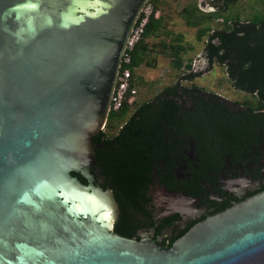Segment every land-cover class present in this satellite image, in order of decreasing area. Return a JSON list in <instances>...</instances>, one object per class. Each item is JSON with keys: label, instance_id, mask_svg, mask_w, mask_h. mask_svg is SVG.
Masks as SVG:
<instances>
[{"label": "water", "instance_id": "95a60500", "mask_svg": "<svg viewBox=\"0 0 264 264\" xmlns=\"http://www.w3.org/2000/svg\"><path fill=\"white\" fill-rule=\"evenodd\" d=\"M147 1L0 0V264H264V112L177 85L222 49L264 103V23L97 136Z\"/></svg>", "mask_w": 264, "mask_h": 264}, {"label": "trees", "instance_id": "16d2710c", "mask_svg": "<svg viewBox=\"0 0 264 264\" xmlns=\"http://www.w3.org/2000/svg\"><path fill=\"white\" fill-rule=\"evenodd\" d=\"M209 1L211 7L213 8L212 12H201L197 9V7L191 8H183L180 11V17L184 21L185 25L189 28H195V40L203 41V48L205 46V39L209 32L212 31H220L232 36L241 37L242 33H235L231 30V28L227 25L228 22L236 23V24H262L264 23V3L261 0L263 8L261 11H256L254 14L245 16L241 18L239 14L229 13L228 7L233 5L236 1L234 0L231 4H225L218 0H207ZM149 2L153 6V10H157V0H149ZM212 23L215 26L212 27ZM148 39H157L156 42H151L150 44L147 42ZM202 48V49H203ZM188 50L183 44V38L181 34H175L171 31L167 30L163 17L161 15H157V17L151 16L148 22L145 25L144 32L141 36V39L136 44L132 52L130 53V67H131V83L135 87L143 84L140 77L135 76V69L144 64L148 68H153V58L149 57V54H159L169 60V65L179 71V75L177 78L183 75L189 74L191 70V62L184 61L182 55ZM223 52L222 49L218 50L211 59L210 68L216 62V58ZM227 60H224L218 67H221L226 76V66ZM210 70V69H209ZM202 74V73H201ZM194 76L191 80L192 81ZM227 81L232 86L234 80L230 81L226 76ZM182 81V80H180ZM177 82L179 88L184 90L195 89L200 92L210 94L221 98L225 101L226 99L220 97L219 95L205 90L202 87L196 86L194 84H190L189 86H184ZM172 84L164 86L157 92H155L152 96L143 101H135L132 106L123 105L117 112H109L106 122L103 128L98 132L97 136L102 142H109L119 131L124 122L129 118V116L140 106L154 98L156 95L161 93L162 91L169 88ZM233 88V86H232ZM235 89V88H234ZM236 90V89H235ZM238 91V90H237ZM250 97V100H244L243 102H229L237 107L245 109L252 114H258L264 112V103L257 99L256 95L253 93H244Z\"/></svg>", "mask_w": 264, "mask_h": 264}, {"label": "rangeland", "instance_id": "374dc122", "mask_svg": "<svg viewBox=\"0 0 264 264\" xmlns=\"http://www.w3.org/2000/svg\"><path fill=\"white\" fill-rule=\"evenodd\" d=\"M198 0H157V14L163 17V22L167 30L175 34H181L183 44L188 50L182 55L184 61H192L202 50L203 41L195 40V28H189L180 17V11L183 8L196 7ZM204 5L213 9L210 3L204 1ZM260 4L254 0H237L228 7L229 13H236L241 18L248 16L252 8L259 9ZM262 8H260L261 10ZM215 26L214 23L211 24ZM157 39H148V43L156 42ZM153 58V68H148L141 64L135 69V76L140 77L143 84L136 87V100L143 101L152 96L155 92L172 84L177 80L179 71H176L169 65V60L159 54H149ZM180 83L184 86L194 84L205 90L211 91L229 102H243L250 100V97L243 92L237 91L229 84L225 73L221 67L213 64L209 71L195 77L192 81L182 80Z\"/></svg>", "mask_w": 264, "mask_h": 264}, {"label": "built area", "instance_id": "2783aa9c", "mask_svg": "<svg viewBox=\"0 0 264 264\" xmlns=\"http://www.w3.org/2000/svg\"><path fill=\"white\" fill-rule=\"evenodd\" d=\"M152 4L147 1L128 34L121 56L120 67L115 85L110 95L109 112H117L123 105L132 106L136 101L137 89L131 83L130 53L141 39L146 23L151 16L157 17Z\"/></svg>", "mask_w": 264, "mask_h": 264}, {"label": "flooded vegetation", "instance_id": "af4514ba", "mask_svg": "<svg viewBox=\"0 0 264 264\" xmlns=\"http://www.w3.org/2000/svg\"><path fill=\"white\" fill-rule=\"evenodd\" d=\"M204 1H206V2L209 3V1H207V0H204ZM236 1H237V0H236ZM236 1H235V2H236ZM254 1H257V3L260 4V7H259V9H258V8H252V10H251V12H250L249 15L254 14L256 11H261L260 8H263V5H262V3H261V0H254ZM235 2H234V3H235ZM234 3H233V4H234ZM212 10H213V9H212Z\"/></svg>", "mask_w": 264, "mask_h": 264}]
</instances>
